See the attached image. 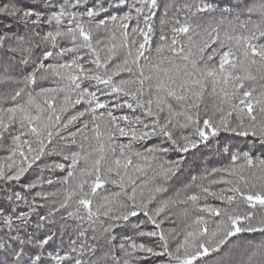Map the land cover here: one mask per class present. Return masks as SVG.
<instances>
[{"label": "snow or ice", "instance_id": "1", "mask_svg": "<svg viewBox=\"0 0 264 264\" xmlns=\"http://www.w3.org/2000/svg\"><path fill=\"white\" fill-rule=\"evenodd\" d=\"M0 264H264V0H0Z\"/></svg>", "mask_w": 264, "mask_h": 264}]
</instances>
